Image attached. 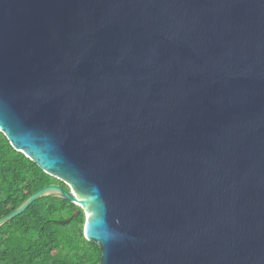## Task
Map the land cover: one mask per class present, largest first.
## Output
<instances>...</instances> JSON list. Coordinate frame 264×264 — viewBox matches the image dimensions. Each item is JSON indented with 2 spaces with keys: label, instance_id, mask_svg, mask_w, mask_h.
<instances>
[{
  "label": "water",
  "instance_id": "1",
  "mask_svg": "<svg viewBox=\"0 0 264 264\" xmlns=\"http://www.w3.org/2000/svg\"><path fill=\"white\" fill-rule=\"evenodd\" d=\"M0 132L63 182L98 264H264V0H0Z\"/></svg>",
  "mask_w": 264,
  "mask_h": 264
},
{
  "label": "trees",
  "instance_id": "2",
  "mask_svg": "<svg viewBox=\"0 0 264 264\" xmlns=\"http://www.w3.org/2000/svg\"><path fill=\"white\" fill-rule=\"evenodd\" d=\"M48 184L67 186L14 150L0 132V218ZM55 195L36 199L21 214L0 225V264H98L101 250L84 237L85 215Z\"/></svg>",
  "mask_w": 264,
  "mask_h": 264
},
{
  "label": "rangeland",
  "instance_id": "3",
  "mask_svg": "<svg viewBox=\"0 0 264 264\" xmlns=\"http://www.w3.org/2000/svg\"><path fill=\"white\" fill-rule=\"evenodd\" d=\"M85 215V214H84ZM86 217V216H85Z\"/></svg>",
  "mask_w": 264,
  "mask_h": 264
}]
</instances>
